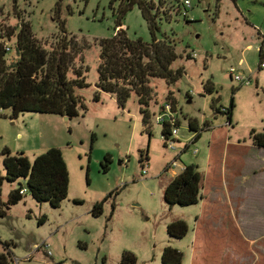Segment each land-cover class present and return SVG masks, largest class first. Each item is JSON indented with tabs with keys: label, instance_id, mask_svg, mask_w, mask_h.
I'll return each instance as SVG.
<instances>
[{
	"label": "rangeland",
	"instance_id": "1",
	"mask_svg": "<svg viewBox=\"0 0 264 264\" xmlns=\"http://www.w3.org/2000/svg\"><path fill=\"white\" fill-rule=\"evenodd\" d=\"M124 1L0 0V23L16 27L18 18L30 22L48 50L65 23L66 35L83 49L74 66L89 69L90 85L80 91L87 111L73 120L36 113L0 119V205L7 213L0 218V253L10 243V264H121L125 252L135 254L138 264H162L165 248L171 247L183 254L182 264H193L194 255L197 264H264V149L252 140L253 132L264 134V0H189L186 19L184 6L177 13L186 0H160L162 30L157 36L174 41L179 58L172 68L185 71L172 86L162 79L151 81L150 131L135 94L125 109L110 94L94 102L99 42L117 35ZM148 1L160 11L159 0ZM122 25L130 39L152 42L137 6ZM15 59L12 53L9 61ZM236 76L250 79L251 85L239 84ZM207 82L214 84L215 94L205 93ZM216 99L219 109L229 110L234 103L231 124L227 115L212 109ZM167 103L177 119L175 150L166 146L162 126L155 122ZM190 122L199 125L197 143ZM6 148L32 161L51 149L61 150L71 188L59 209L28 194L8 207L10 192L25 181H1L7 173ZM107 157L109 170L104 172ZM190 165L204 176V200L171 207L165 189ZM112 193L103 215L94 217V206ZM43 217L47 222L39 226ZM181 219L189 226L188 235L170 238L168 226Z\"/></svg>",
	"mask_w": 264,
	"mask_h": 264
},
{
	"label": "trees",
	"instance_id": "2",
	"mask_svg": "<svg viewBox=\"0 0 264 264\" xmlns=\"http://www.w3.org/2000/svg\"><path fill=\"white\" fill-rule=\"evenodd\" d=\"M117 0H113L112 5ZM162 1L159 0V7ZM135 6L139 8L143 18L148 23L152 42L146 43L142 39H130L123 30L122 20ZM188 9L179 4L177 13L181 14ZM160 11L153 1L128 0L122 2L119 9L118 33L112 39H103L99 42L100 64L98 68L99 79L96 84L94 102L101 100V95H112L120 108L125 109L133 94L139 99L143 123L150 131L152 113L150 103L154 97L151 87L153 79H162L169 86L175 85L184 74V68L174 70L173 64L179 56L176 45L169 37L159 39L158 32ZM163 9V8H162ZM174 9V6L171 7ZM17 13V12H16ZM168 19V12H164ZM183 15V13H182ZM186 19L188 16L183 15ZM170 17V14H169ZM16 27L5 26L0 23V119L17 120L22 114L36 113L41 115H55L73 120L80 116V111H87L80 91L90 87L87 82L89 69L75 67L83 49L76 40L66 35L65 23L61 22L62 35L55 38V43L48 50L33 33L30 22L21 20ZM190 23L189 21H187ZM13 41H15L13 47ZM15 53L16 59L12 62L9 57ZM260 68L264 63V41L260 48ZM84 62V61H83ZM204 91L208 95L216 93L212 82L204 84ZM220 99L212 102V109L217 113L227 115L229 124L232 121L234 103L229 110L217 108ZM177 126V125H176ZM190 131L195 132L193 143L201 139V131L196 122L189 123ZM209 128V125H206ZM177 128V127H176ZM150 132L149 136L152 137ZM162 135L167 140L171 135L170 124L162 127ZM254 146L264 149V134L253 132ZM93 141L95 138L93 137ZM186 146V150H188ZM185 150V151H186ZM6 176L1 181L17 183V189L10 192L8 207L16 206L28 194L37 203H47L52 208L59 209L67 200L70 192V170L63 153L58 149H51L46 153L30 160L24 153L13 156L6 148L3 151ZM148 159V158H147ZM110 159L107 157L102 164L107 172ZM204 176L198 166H185L184 170L176 175L166 187L164 200L171 207H191L204 200ZM26 189L24 195L21 194ZM110 194L102 202L94 206L92 215L99 218L104 213L105 204L113 197ZM81 205L82 202H76ZM115 210V207H113ZM7 213L0 205V218ZM113 216V215H112ZM47 218L39 221L44 225ZM172 239H184L189 233L186 222L179 220L171 223L167 229ZM0 244L2 241L0 239ZM5 252L0 253V264H10L12 244L5 243ZM162 255V264H182L183 254L171 247L165 248ZM198 255H194L193 264H197ZM121 264H138L135 254L125 252Z\"/></svg>",
	"mask_w": 264,
	"mask_h": 264
},
{
	"label": "built area",
	"instance_id": "3",
	"mask_svg": "<svg viewBox=\"0 0 264 264\" xmlns=\"http://www.w3.org/2000/svg\"><path fill=\"white\" fill-rule=\"evenodd\" d=\"M185 6L187 9L191 8V2L189 0L185 1ZM183 15L187 16V13L184 12ZM264 67V63L262 65V68ZM235 81L238 82L241 85H245V86H249L251 85V81L250 79H244L240 76H236L235 77ZM173 106L170 103H167L163 109L162 112L159 114V117H155V122L160 125V126H164L165 124H170L171 126V133L172 135L166 140V146L171 149V150H175L176 147V136L178 135V129L176 128L177 126V119L175 117V115L173 114ZM177 166V160L171 165L170 169H174ZM184 170V168H182V171ZM26 193V189L23 190L21 192L22 195H24Z\"/></svg>",
	"mask_w": 264,
	"mask_h": 264
},
{
	"label": "water",
	"instance_id": "4",
	"mask_svg": "<svg viewBox=\"0 0 264 264\" xmlns=\"http://www.w3.org/2000/svg\"><path fill=\"white\" fill-rule=\"evenodd\" d=\"M66 120H69L68 118H66Z\"/></svg>",
	"mask_w": 264,
	"mask_h": 264
},
{
	"label": "crops",
	"instance_id": "5",
	"mask_svg": "<svg viewBox=\"0 0 264 264\" xmlns=\"http://www.w3.org/2000/svg\"><path fill=\"white\" fill-rule=\"evenodd\" d=\"M231 124V123H230ZM210 127V126H209Z\"/></svg>",
	"mask_w": 264,
	"mask_h": 264
}]
</instances>
